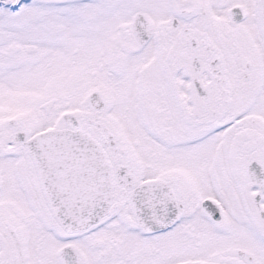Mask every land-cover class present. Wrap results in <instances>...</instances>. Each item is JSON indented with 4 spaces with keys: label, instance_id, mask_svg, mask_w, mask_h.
<instances>
[{
    "label": "snow or ice",
    "instance_id": "1",
    "mask_svg": "<svg viewBox=\"0 0 264 264\" xmlns=\"http://www.w3.org/2000/svg\"><path fill=\"white\" fill-rule=\"evenodd\" d=\"M0 264H264V0H0Z\"/></svg>",
    "mask_w": 264,
    "mask_h": 264
}]
</instances>
